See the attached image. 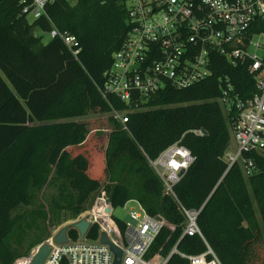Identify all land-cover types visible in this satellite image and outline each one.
<instances>
[{"label":"trees","instance_id":"1","mask_svg":"<svg viewBox=\"0 0 264 264\" xmlns=\"http://www.w3.org/2000/svg\"><path fill=\"white\" fill-rule=\"evenodd\" d=\"M23 7L22 0H0V264H16L49 238L44 229L30 241L48 217L43 204L27 220L13 213L34 206L33 192L50 186L60 190V200L69 196L65 205L52 199V210L71 211V219L103 188L114 210L136 200L148 215L164 220L148 254L153 264L175 247L187 256L210 247L221 264H264V165L249 179L238 165L226 173L232 121L217 102L226 75L241 97L253 96L255 79L247 67L218 58L213 77L183 90L167 87L141 105L145 110L131 113L123 130L111 114L128 106L114 95L104 99L99 90L129 33L120 0H58L32 23ZM53 29L77 38V58L59 38L44 43L35 35ZM93 115L102 118H88ZM102 123L112 130L105 151L91 138ZM199 130L206 134H195ZM177 142L195 162L174 198L164 193L149 161ZM181 207L201 210L202 236H183ZM114 219L124 231L125 222ZM68 234L79 238L76 229ZM87 237L98 239L99 226ZM167 264L190 263L174 253Z\"/></svg>","mask_w":264,"mask_h":264},{"label":"built area","instance_id":"2","mask_svg":"<svg viewBox=\"0 0 264 264\" xmlns=\"http://www.w3.org/2000/svg\"><path fill=\"white\" fill-rule=\"evenodd\" d=\"M57 1L22 0L23 13L35 21ZM120 3L127 13L129 33L113 55L107 81L99 89L104 99L114 95L128 106L123 112L113 111V118L126 130L129 115L145 110L141 105L167 87L183 90L213 77L218 58L233 68L245 66L255 79L253 96L241 97L231 77L226 75L219 80L222 93L217 102L232 121L231 135L235 142L234 152L228 151L225 156L226 173L238 165L246 179L257 174L264 165V0H120ZM44 34L59 38L74 57L80 54L74 35L57 29L35 32L36 36ZM195 134L204 135L201 130ZM149 162L163 183L164 193L175 198L174 188L195 158L177 142ZM129 203L135 204L127 210L135 225L125 223L122 231L102 189L96 206L73 221L78 224L89 220L91 227L98 225V239L87 237L89 229L84 238L80 234L77 240L68 238L65 245L51 242V253L44 264H61L63 260L67 264H113L114 254L100 242L102 233L122 251L121 264H153L148 254L165 221L148 215L136 200L123 208ZM180 210L187 220L183 236H202L197 224L201 210L183 207ZM174 253L190 264H221L210 247L198 256L181 254L176 247L170 256ZM170 256L161 264H167Z\"/></svg>","mask_w":264,"mask_h":264},{"label":"rangeland","instance_id":"3","mask_svg":"<svg viewBox=\"0 0 264 264\" xmlns=\"http://www.w3.org/2000/svg\"><path fill=\"white\" fill-rule=\"evenodd\" d=\"M28 20L30 23H32L34 21L33 17L30 15L28 17ZM50 40V36L47 34L43 35V42L44 43H48ZM108 116H104V119L107 120ZM89 119H101L102 117H100L99 115H93L88 117ZM111 129H109L104 123H102L101 127L99 129H97L94 134L91 136V138H93V141L96 142L98 148H100L102 151H105V148L108 144L107 140L109 137V134ZM232 139V137H231ZM235 150V142L233 140H231V148L229 150V152H234ZM103 189V188H102ZM101 189V190H102ZM100 190V191H101ZM35 195V199L36 202L34 204V206H28V207H24L21 206L20 208H18L14 213H13V217L16 216H21L24 219L23 220H27L30 216L31 211L33 210V208L37 205V204H43L46 208H47V212H48V217L46 220H42L41 222H39L40 225V232L38 233L36 230L34 231V233L31 234V238L30 241H33V239H35V237L37 235H44V229H46L47 234L45 238H47L49 236V238H47L45 240V242H43L41 245L47 243V241L52 242V239L55 235H57L64 227H66L67 225L71 226V230L73 229V221L76 219L72 218V212L68 211V210H60V211H53L52 207H51V202L52 199H57L58 201H61L62 205H65L68 201V197L60 200L61 198V194H60V190L57 187H46L40 191L36 190L33 192ZM67 194H72L73 196L76 195L75 192H73L72 190H68L66 192ZM101 196V192H98L96 195H94L93 198L90 199V201L87 204V208L86 211L88 210H92L95 206H96V200ZM135 206V204L133 203H129L127 205V207L125 208H118L114 210L113 216L115 218H118L122 221H124L125 223L131 224V225H135V222L133 220H131V218L128 215V209L130 210L131 208H133ZM84 211V212H86ZM259 217V215H258ZM260 219V218H259ZM91 220V217H90ZM89 221V220H88ZM43 232V233H42ZM36 235V236H35ZM68 238H69V234H68ZM73 240V239H71ZM29 241H28V245H29ZM27 247V244L24 246V249ZM38 248V247H37ZM36 248V249H37ZM36 249H34L32 251L31 254H29L28 259L23 258L20 259L19 261L16 262V264H30L32 258L34 257V253L36 251ZM32 255V256H31Z\"/></svg>","mask_w":264,"mask_h":264},{"label":"water","instance_id":"4","mask_svg":"<svg viewBox=\"0 0 264 264\" xmlns=\"http://www.w3.org/2000/svg\"><path fill=\"white\" fill-rule=\"evenodd\" d=\"M204 134H206L205 131H203ZM184 173H181L183 175ZM160 218V217H158ZM161 219V218H160ZM71 225V224H70ZM67 225L64 227L57 235H55L52 239V242L56 245H65L69 242L68 239V233L71 230V226ZM73 229H76L81 238H84L88 232V230L91 227V223L89 221H81L78 224H73ZM100 242L104 245H108L109 248L111 249L112 253L114 254V263L113 264H121L122 260V251L115 246L112 242L109 241L107 235L105 233L101 234V239ZM51 242L47 241V243L38 246V251L36 255L33 257L32 261L30 264H44L46 259L51 253ZM32 253V252H31Z\"/></svg>","mask_w":264,"mask_h":264},{"label":"bare ground","instance_id":"5","mask_svg":"<svg viewBox=\"0 0 264 264\" xmlns=\"http://www.w3.org/2000/svg\"><path fill=\"white\" fill-rule=\"evenodd\" d=\"M37 251H38V248L36 249V251H35V253H34V256L36 255V253H37ZM32 256V255H31ZM26 259H28V258H26ZM33 259V258H32ZM32 261V260H31ZM31 263V262H30Z\"/></svg>","mask_w":264,"mask_h":264}]
</instances>
